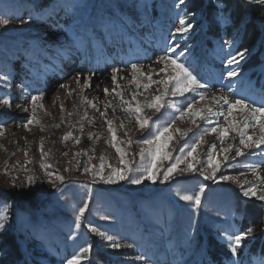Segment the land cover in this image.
<instances>
[{"label":"rangeland","instance_id":"obj_1","mask_svg":"<svg viewBox=\"0 0 264 264\" xmlns=\"http://www.w3.org/2000/svg\"><path fill=\"white\" fill-rule=\"evenodd\" d=\"M81 1L84 4L77 6V0H0V15L10 20L7 26H0V76L8 78L6 82L0 80V100L8 98L10 106L5 107L14 110L8 119L2 124L0 122V212H3L4 205L8 206L5 228L0 229V260L10 248L12 241L9 240H13L24 259L18 264H65L67 259L79 253L85 246H91V250L84 254L85 258L79 264H142L141 259H138L142 256L140 242L146 241L147 238L142 239L144 235L140 229L134 231L141 221L149 225L152 231L159 230L162 225L172 232L176 230L179 238H185L191 233L193 247H190L188 257L194 254L202 239L201 233L210 248L213 250L221 248L224 255L230 257L226 247L228 237L231 236L230 223L236 222L237 217L241 216V228H244L245 219L248 220L250 211H247L246 203L242 202L243 192H239L236 186L244 177L235 185L227 180H221L220 176L249 171L252 167H249V162L240 160L239 164L247 167L235 169V165L228 164L226 167L225 164L224 168L218 169L215 178L205 179L200 175V170H203L205 175L211 173L207 155L213 145L208 139V134L197 149L199 163L195 164L198 169L196 172L179 171L186 167V164L181 163L171 179L167 181L163 179V172L175 163L177 156L182 155L179 149L185 148L183 155L186 157L190 146L199 139V133L181 138L179 132H173V139L163 148L164 151L170 152L171 156L158 163L160 172L155 182L146 179L141 184H132L128 179L119 180L114 176L111 183L105 182L113 170L123 169L125 165L131 169L128 171L130 178L147 174L145 169L149 166L150 160L147 156L141 160L139 155L142 148L148 147L143 141L151 139L158 127L165 126L166 122L174 119L169 109L157 114L153 109L144 106L146 100H151L153 95L164 91V89L157 91L160 84L152 83L146 79V75L145 77L138 74L137 81L130 83L132 80H128L130 79L128 76L132 74L128 76L126 74L124 81L119 82H124L121 86L124 90L119 91L120 95L110 93L106 98L100 95L94 103L98 106L93 107L87 103L85 95L78 87L61 89L60 93L58 86L65 80L55 83L57 86L50 87L53 91L46 93L47 86L40 87L39 83L33 85L25 76H19L20 70L17 69V65L21 59L30 60L31 64L25 63L29 67L40 68L38 59L46 61L45 54L48 51L54 56L55 47H66L68 51L76 50V40L80 39L84 32L91 30L88 24H83V20L81 23L74 21L77 15L80 16L79 19L85 13V19L90 17L84 6L92 4L93 0ZM152 1L163 4L166 18L170 20V14L177 6L178 0H106L105 7L96 6L92 13L96 33L113 31L114 23L110 14L124 13V4L144 5ZM205 1L201 0V3ZM209 1L212 6L206 10L205 17L210 31L213 32L218 28V24L221 27L220 15L225 14L226 9L221 7L223 4L219 0ZM44 2L48 3L47 7L44 6ZM196 2L197 0L190 4L185 3L181 9L186 13L193 12V6H198L194 5ZM242 2L241 16L235 20L234 28L242 22L243 5L249 17L264 19V5L255 3L249 5L251 4L249 0ZM73 12H76V15L71 18L72 22L67 21ZM56 19L71 22L68 33L60 31L57 36L56 32L45 33L47 24H54ZM194 19L196 18H192ZM25 20L28 22L23 23ZM246 23L258 28L257 32L263 35L264 40V23L246 18L241 28L243 34L248 33L245 30ZM105 24L107 26H104ZM70 31H73L75 38L69 35ZM232 32L236 31L233 29ZM252 43H255L254 40L249 45L241 43L243 46L241 50L248 49ZM101 53L102 51H99L97 55ZM254 61L250 59L247 63L252 64ZM128 68L130 66L126 69ZM25 69L27 70V67ZM142 69L148 70L146 67ZM189 69L197 76L193 68ZM154 73L152 81L163 79L161 77L158 80L162 72ZM163 75L166 73L163 72ZM69 76L70 74H65L64 78L67 80ZM94 78L100 77L94 76L91 79ZM197 78L199 79L198 76ZM102 79L112 81L111 77ZM22 83L30 90V99L32 95L41 96L34 114L29 103L28 106L20 104L21 107H17V85L20 88L18 91L23 95L25 86ZM144 84H149V87L145 89ZM111 89L117 88L112 85ZM27 95L25 93L22 98L26 99ZM185 96L179 101L178 108H185L189 97ZM52 97L57 100L56 106L48 102L43 103L44 98L50 100ZM137 102L142 106V112L139 114L141 119L152 118L151 127L141 129L137 123V114L134 111ZM40 104L44 107L40 108ZM109 104L111 107H108ZM23 107H27L30 112L22 111ZM198 108L201 107L195 104L194 110ZM101 112L105 115L101 116ZM29 119H33V122L25 128L24 124ZM106 120L112 121L115 140L112 139ZM184 121L185 124L181 123L183 121H177L178 125L175 124L173 127L184 130V127L194 125L192 118ZM69 132L72 135L64 139ZM158 143H164L163 138ZM215 145L216 148L211 154L222 162L227 153L219 154L218 142ZM117 148L121 151L117 152ZM201 148L206 150L202 152ZM86 168L88 171H85ZM57 176L64 179L61 181L56 178ZM101 176L104 177L103 180ZM29 177L32 178L31 183ZM201 185L204 186V191L200 193L199 205L194 200L184 201L179 198V194L194 195L199 192ZM257 188L264 186L257 185ZM85 204L86 211L79 221L80 226L77 227L76 214ZM252 205L254 208H261ZM233 215L235 218L231 220L230 217ZM104 216L109 219H103ZM248 223L253 228L250 235H257V245L264 244V222L261 226L259 222ZM89 226L95 227L96 231H91ZM100 233L105 235L102 236ZM107 235L113 236L114 242L119 243L121 247L112 248L110 242L105 239ZM218 237L222 239L218 240Z\"/></svg>","mask_w":264,"mask_h":264},{"label":"bare ground","instance_id":"obj_2","mask_svg":"<svg viewBox=\"0 0 264 264\" xmlns=\"http://www.w3.org/2000/svg\"><path fill=\"white\" fill-rule=\"evenodd\" d=\"M249 5H252V3ZM221 7L223 9H226L225 14L220 15V19H221L220 28L224 32L233 24V13L231 11V8L227 7L226 5H222ZM94 8L95 5L91 6L90 10H93ZM243 11L244 13L242 17V22H240L238 26L234 28L236 32L235 33L232 32L231 34L224 33L220 37H213L209 35L208 22L202 15V12L194 11V13H196L195 15L196 19L192 20L193 17H188L186 20V24L187 23L193 24V28L189 30V32L183 37H176L174 40L172 35L173 30L177 26H179L180 18L186 15L184 11L182 12L176 11L172 15L170 21L165 20L163 17L160 18V14H158V17H156L155 20H152V16L149 15L150 11L141 12L139 10V6L136 3L126 4L124 5V13H120L116 15L115 21L113 22L114 24L112 25V27L114 28L113 31L108 33L107 30L105 29L106 32L103 34V37L109 39L111 34H120V33L124 34V40L125 41L128 40L129 42L131 41L132 42L130 44L131 46L125 45L120 48L121 44H119L118 42L114 43L113 41V45H111L109 52L113 55H118L119 56L118 61L121 62L124 61L125 52L128 53L127 54L128 57H131V53H129L130 51L132 52L133 56L137 55L138 53L141 56V58H144L145 61L144 63H141L142 68L144 66L148 69V70L146 69L144 70L142 69V70L146 73L151 72L152 75L154 74L153 76H155L154 73L155 71L161 72L160 70L164 68V63H157L158 57L162 56L164 53L156 54V50H154V48L151 46V38H153V36L163 37L165 41L168 42V46L170 44L174 46L175 43H179L183 47H187L188 52L183 57V59L190 61V64L198 70L199 74L200 73L203 74L204 79L202 80V84L207 85V87L205 88H198L195 92H191L192 98L190 102L195 101L194 105L196 104L197 106L204 108L206 105L211 103L209 98L212 96L213 93H216L217 95H219L220 93H224L227 94L230 97V99H243L247 101L249 105H253L255 107L258 106L264 107V40L262 37L263 35L262 36L259 35L256 37L255 45L253 47L248 48L250 51L245 57L248 58L250 55L257 53V57L259 61L255 66L250 67L249 69H243L242 64H243V60L245 59L244 58L239 62L238 75L236 77L225 79L222 75L225 69L224 62L228 59V56L235 55L237 52H239L236 50V48L240 37V27L242 26L243 21L246 18H249L264 23V19L258 20L256 17H252V18L249 17L250 15L248 14L245 8ZM79 17L80 16H78L75 19V21L81 23L82 21H80ZM104 26H107V24H105ZM49 30L50 32H48ZM65 30H66L65 32L68 33L69 29H65ZM45 33L47 34L52 33V30L49 28L48 25H47V30H45ZM69 35L72 37L73 33L71 32L69 33ZM134 41L137 42L138 45L137 50L134 49V44H133ZM154 45L155 44H153V46ZM183 47L181 48V50H183ZM150 55H152L153 57L151 59L147 58ZM74 59H75L74 62H72V64H68V66H62L65 60L62 61L61 62L62 67L57 68L59 72H62V70L65 69L70 74L67 80L65 79L64 81L66 84H64V82L61 83V85L63 84L65 85V87L61 88L60 86H58V90L61 93L60 91L61 89L68 90L69 88L74 89V87H78L85 95L86 98L85 97L83 98L87 99V103L89 105H94L95 101L99 98L100 95L103 96V98L109 96L110 93L115 96H118L117 93H119V91L124 90V87H121L122 85H124L123 84L124 82L121 83L119 82L122 80L124 81L126 74L127 76L130 73L132 74V70L124 71V68H127V66H125L121 62L115 63L109 69H105V68L99 69L96 68L93 62H91V59L85 60L78 57H74ZM24 61L30 63L29 60H24ZM19 64H21V62ZM236 67H237L236 65H231L230 69ZM113 68L119 70V72L117 73L116 82L114 83L110 79H102L104 77L112 78L111 70ZM251 71H255L256 75L254 78L249 77L250 76L249 73ZM78 72L84 74L85 76L91 75V77L96 76L100 78L91 79L89 82L90 87H86L84 85L83 79H81L79 83L74 82L73 78L76 76ZM170 72L171 71L169 70V73ZM22 74L23 76L26 77V79L32 80L31 83L34 84L37 81V80L35 81L36 77L39 76L42 79L41 72H37L36 69H32V68H29L27 70L24 69ZM131 76H128L130 77V79L128 80H132ZM165 76L166 75H163L162 72L158 80H160L161 77L164 79ZM121 77L123 78L121 79ZM256 79H259L260 83H262L258 87H256L255 85ZM55 83H53L52 86H57L55 85ZM112 85L116 86L117 89H111ZM105 88H108L109 90L107 95H105L104 93ZM163 88L164 85L160 84L158 85L157 91H159L160 89L162 90ZM229 88L232 89L231 92L228 91ZM201 92L204 93L206 97L205 101L203 102H201L199 99V94ZM25 93H27L28 95L26 99H23L22 96ZM16 94L18 95V98H16L17 101L16 104L18 105L25 104V106H28V101L30 99L29 91L26 90L25 92H23L22 95V93L17 90ZM158 94L159 93H156V95ZM45 102L51 103V105L56 106L57 100L54 97H52L50 100L48 99L46 100V98H44L43 103ZM1 106L2 105L0 104V107ZM96 106L98 105L96 104L95 107ZM45 107H47L46 104ZM212 107H213V112L207 120H200L199 117H196L197 120L196 123L194 125H191L190 127L189 126L184 127V131H187L188 129H191L192 131H199L203 129L204 130L203 136L205 137V133L208 131L210 127H216L217 125L227 127L229 122H235L236 129H243L246 135H253L254 137L261 135L257 121L259 119H264V117L258 116L257 120H252L248 114V111H241L239 108L233 109L232 115L228 116L227 105H223V104L216 105L212 103ZM12 112H14V110ZM27 112L29 113L30 110ZM221 112H223V115L219 114ZM3 114H8V112H5V110L0 109V117H2ZM225 116H228L227 121L224 118ZM188 118L190 119V116L188 114H185L183 119H178V121H184L187 120ZM245 123H248L250 126L245 128L244 127ZM252 124H257V127L255 128L251 127ZM207 136L208 139L211 140L212 144H216V142H218L219 145H217V149L218 147L219 148L227 147L229 144L234 146L233 149L226 154L228 156V160H222L220 168H222L223 165L225 164L239 163L240 160H245L249 162L250 166L256 167L255 175L253 174V170L250 169L249 171H244L241 175H238L231 180L237 184V182L242 180V178L244 177V180H242V182L238 185L239 188L255 186L258 195L264 194V192H261V190L264 188H257V185L264 186V146H262L259 149L257 148L244 149L243 156H236L235 148L237 147L243 148V146L240 145L239 143L240 136L238 131L229 129L228 135H226L223 138V142H221L220 134L218 131L216 133H209ZM137 149H139V147ZM205 150L206 149H203L202 152ZM240 166L241 168L247 167L244 164H240L239 167ZM246 199L260 204L264 209V201H260L257 197L249 196L246 197ZM239 233H240L239 231L235 230L233 232V236ZM255 238H256L255 236L249 235L242 240L241 246L238 248L237 251V252L241 251L240 256L243 257L242 259L240 258L241 262L245 263L247 261V250L252 247ZM160 241L161 238L158 237L151 238V235L147 237V246L149 248H152L154 252L151 256H148V259L144 258L142 260V264H231L230 262L227 263V262L214 261L207 252V248L205 246H202V248H200V250L198 251V254L194 256L192 259L181 260V255H182L180 250L181 246H179L177 241L173 239V236L172 239L168 241L169 244H166L167 246H165L164 248L162 247V249L159 246L160 244H158ZM252 259H253L252 260L253 264H264V262L257 263L256 258L252 257Z\"/></svg>","mask_w":264,"mask_h":264},{"label":"snow or ice","instance_id":"obj_3","mask_svg":"<svg viewBox=\"0 0 264 264\" xmlns=\"http://www.w3.org/2000/svg\"><path fill=\"white\" fill-rule=\"evenodd\" d=\"M186 3V0H178V4L180 6L184 5ZM249 3H255L257 5H264V0H249ZM196 13L194 12H188L186 13L185 16H182L179 20V26H177L173 30V39L175 40L176 37H183L186 35L189 30L193 28V24L187 23L186 20L188 17H195ZM31 19V17H29ZM23 23H27L28 21H22ZM10 23V20L8 18H5L4 16L0 15V26H7ZM183 46L179 43H175L173 45H169L166 47L163 51L164 54L157 59V63H164L165 67L162 68L160 71L164 72L165 69L170 68L171 72L167 73L165 78L160 80V81H152V73L148 72L145 73L142 70V66L138 64H131V70H132V81L130 83L136 82L137 74L140 76H147L148 80L152 83H158L161 85H164V91L160 92L158 95H153L151 97V100H146L145 105L148 108H151L154 110L155 113L157 114H162V110L166 109H173L174 112H178L179 115L177 116V119H183L185 114H188L190 118H192V123H196V117H199L200 120H207L209 116L213 112V107L212 103L216 105H227L228 108V116L232 115V110L239 108L241 111H248V114L252 120H257V117H264V107H255L253 105H249L247 101L243 99H230V97L227 94L220 93L217 95L216 93H213L212 96L209 98L210 102L208 105H206L204 108H198L194 110V103L189 102L187 103V107L185 108H178L177 105L174 102H168L166 100V97L170 94L172 96H179L183 97L186 93L189 92H195L198 88H205L207 85L202 84L200 80L197 78L196 75L193 74V72L185 65V63L181 62V59L186 55L188 52L187 47H183V50H181ZM249 49H243L239 52H237L235 55H229L228 59L224 62L225 64V69L224 72L222 73L223 77L225 79H230L233 77H236L238 75V68H239V62L240 60H243L248 52ZM178 53V55H177ZM239 58V59H238ZM231 65H236V68H231ZM112 81L115 83L117 80V73L119 72L118 69L113 68L112 70ZM94 75V73H93ZM91 75L84 76L81 73H77L76 76L73 78L74 82L79 83L81 79L84 80V85L86 87H90V80H91ZM123 78V77H121ZM7 76H0V80L2 81H7ZM171 85V86H170ZM139 87V85H137ZM61 88L65 87L64 85L60 86ZM143 87L147 89L149 87V84H144ZM114 91V90H113ZM229 92L232 91L231 88L228 89ZM109 92L108 88L104 89L105 95H107ZM117 95H120L117 93ZM122 99V96H121ZM133 99L135 100V94L133 95ZM199 99L201 102L205 101L206 97L204 93L199 94ZM41 100V96L39 95H32L30 101L28 103L32 106V112L33 114L36 112V106H37V101ZM91 103V102H90ZM0 104H3L4 106H10V100L8 98H4L3 100H0ZM95 107V105H92ZM17 107H21L18 105ZM40 108H43V104L39 105ZM108 107H111L109 104ZM61 109L63 110V106H61ZM22 111L27 112L28 108L23 107L21 108ZM125 111H130V109H125ZM135 113L137 114V123L139 124L141 129H144L146 127H151V119H141L140 113L142 112V106L139 102L136 103ZM47 114V113H46ZM220 115H223V112L219 113ZM71 115V113H69ZM101 116H104L105 113L101 112ZM228 116H225V120H228ZM34 118V117H33ZM33 122V119H29L25 124L24 127L27 128L29 124ZM106 123L109 125V132L112 133V139H116V135L113 132V129L111 127L112 121L111 120H106ZM176 120H172L171 122H166L165 126L158 127L155 131V134L152 136L151 139H146L143 141L145 145H148L147 148H142L140 150V157L141 160H144L145 157L147 156L150 160L149 166L145 169L146 175H140L138 178H130L128 177V171L129 169L127 165L123 169H116L113 170L111 176L105 181L108 183L112 182V176L119 180H125L128 179L130 183L132 184H141L142 181L144 180H151V181H156L157 175L160 172V168L158 167V163L162 160H167L170 158L171 153L168 151H164L163 148L165 144L173 139V132H179L181 135V138L186 137L188 135V132H191V129H188L187 131L181 130L180 128H174L173 126L175 125ZM258 127L260 129L261 135L254 137L253 135H246L243 129H236L235 127V122H229L227 127L224 126H219L217 125L216 127H210L208 131L205 133V135L209 133H216L217 131L220 134L221 142H223V138L228 135L229 129H232L234 131L239 132L240 140L239 143L240 145L243 146V148L237 147L235 148V155L236 156H243L244 155V149H251V148H261L264 146V119H259L257 121ZM257 124H252L251 127L255 128L257 127ZM59 125H57L58 127ZM250 125L248 123H245L244 127L247 128ZM123 127V125H121ZM72 133H67L64 137V139H68L69 136H71ZM163 138L164 143H158V141H161ZM79 143V140L76 141ZM204 142V136L202 135L196 143H193L190 146V150L187 151V156L185 157L183 153L185 152V148H180L179 151L182 155L177 156L175 158V163L171 164L170 167H167V169L163 172V179L165 181L169 180L172 178L173 174L177 171L178 165L181 163L186 164V167L183 169H179L181 172H196L198 169L196 168L195 164L199 163L198 160V154H197V149L200 144ZM113 147H115V144H113ZM233 145L229 144L227 147H222L219 150V154H226L229 151L233 149ZM216 148V145L213 144L211 146V151H214ZM121 149L117 148V152H120ZM210 153L208 154V167L211 169V173L209 175H205V172L203 170H200V175L204 176L205 179H213L215 178L216 172L221 166V161L216 159L215 156H213ZM187 157H191L189 160ZM224 160H228V156L224 155ZM123 163V160L121 161ZM252 167L253 174H256V167L254 166H249ZM85 171H88L86 168ZM49 175H52V173H49ZM59 180H63L64 178L62 176H57L56 177ZM101 179L103 180L104 177L101 176ZM221 180H230L233 179V177L230 176H220ZM32 182V178L29 177V183ZM246 183V182H245ZM204 191V186L201 185L199 192L195 193L194 195L191 194H179V198L184 201H195L197 205L200 204L201 198H200V193ZM243 195L245 197L249 196H255L257 197L260 201H264V194H259L257 193L256 187H247V188H242ZM261 192H264V189L261 190ZM87 204L79 208L78 213L76 214V221L77 227L80 226L79 221L81 220L82 215L86 211ZM7 210L8 206L4 205L3 206V212H0V229L5 228V223L4 221L7 219ZM103 219L107 220L109 217L104 216L102 217ZM90 230L95 232L96 228L89 226ZM253 232V228L249 227L245 232H241L235 236H229L228 237V248L230 249L231 253L233 255L237 254L238 248L241 246L242 240L250 235ZM102 236H104V233H100ZM105 239L110 242V246L112 248H120L121 245L119 243L114 242V237L111 235L105 236ZM128 247H132V245H128ZM91 250V246H85L80 249L79 253H76L73 255L71 258L67 259L65 261V264H79V262L85 258L84 254L89 253ZM138 259L143 260V257H138Z\"/></svg>","mask_w":264,"mask_h":264},{"label":"trees","instance_id":"obj_4","mask_svg":"<svg viewBox=\"0 0 264 264\" xmlns=\"http://www.w3.org/2000/svg\"><path fill=\"white\" fill-rule=\"evenodd\" d=\"M223 1L226 4H231L232 8L235 9V18L237 19L238 16L240 15V10L242 8V3H243L242 0H223ZM191 2H194V0H191ZM194 5L203 6L201 0H197V2L194 3ZM198 6H193V8ZM210 6H212L211 2H209L205 7L209 8ZM245 30L248 33L244 34L242 38V44L249 45L252 42V40H254L255 36L258 34L257 32L258 30L249 23H246ZM251 205L252 204H246L247 211H250L249 213L250 216L248 217V220L245 219L246 225L249 224L248 221H250V222H254V224H256V222L258 224L259 222V226H261L263 224L262 210L261 208L258 209V207L254 208L253 205L252 206ZM9 241H12L10 248L8 249L7 254L0 260V264H18L20 262H23L24 259L22 258V254L19 251L17 243L13 240H9Z\"/></svg>","mask_w":264,"mask_h":264},{"label":"water","instance_id":"obj_5","mask_svg":"<svg viewBox=\"0 0 264 264\" xmlns=\"http://www.w3.org/2000/svg\"><path fill=\"white\" fill-rule=\"evenodd\" d=\"M54 81L53 80H50L49 82H48V84H47V93H51L53 90H51L50 89V86H51V84L53 83Z\"/></svg>","mask_w":264,"mask_h":264},{"label":"built area","instance_id":"obj_6","mask_svg":"<svg viewBox=\"0 0 264 264\" xmlns=\"http://www.w3.org/2000/svg\"><path fill=\"white\" fill-rule=\"evenodd\" d=\"M259 107V106H258Z\"/></svg>","mask_w":264,"mask_h":264}]
</instances>
